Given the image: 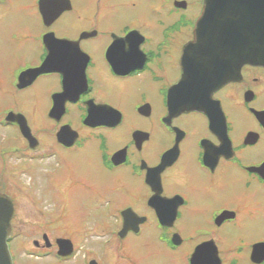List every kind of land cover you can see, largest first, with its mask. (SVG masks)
<instances>
[{"label": "flooded vegetation", "instance_id": "af4514ba", "mask_svg": "<svg viewBox=\"0 0 264 264\" xmlns=\"http://www.w3.org/2000/svg\"><path fill=\"white\" fill-rule=\"evenodd\" d=\"M26 8L39 27L25 22L21 31L30 30L22 39L33 62L2 75L7 90L0 75L8 246L23 233L16 196L29 193L16 180L39 169L59 193L113 207L71 237L58 219L41 221L40 238L20 249L29 263L119 264L133 244L182 264H264V68L243 65L231 80V63L185 59L202 0H31ZM5 47L1 39L0 54ZM94 174L104 180L87 179ZM58 240L71 244L68 257L57 255Z\"/></svg>", "mask_w": 264, "mask_h": 264}, {"label": "rangeland", "instance_id": "374dc122", "mask_svg": "<svg viewBox=\"0 0 264 264\" xmlns=\"http://www.w3.org/2000/svg\"><path fill=\"white\" fill-rule=\"evenodd\" d=\"M78 3L79 0H76ZM88 2V1H87ZM31 3V0H7V4L0 7V40H6L5 52L0 54V75L2 88L7 90L3 77L8 76L12 68L16 65H23L25 62H33V56L27 54L31 48L27 46L24 42L25 34L30 30L22 31L25 26V22L29 24L35 32L39 30V27L33 23L35 21V16H33L29 9L26 8ZM58 32H63L59 30ZM15 35L18 37L20 45L8 46L9 38ZM18 51L20 55H15L13 52ZM0 51L4 49L0 48ZM38 99L42 100V89H39ZM8 94V92H6ZM35 97L37 95V90L34 92ZM10 103V101L8 102ZM39 126H46V121L38 123ZM36 169L35 172H26L27 175L24 180L17 178L16 182L19 185H25L26 189L29 191H20L16 196L15 208H16V226L22 228V236L18 237L17 241L12 242L10 248V253L14 264H41L42 261H35L30 257L24 256L21 253V248H23L24 240L26 244L30 247L32 241H36L40 238V235L35 233L36 225L41 223H48V217L53 220H57L60 223L62 234L71 237L77 231H81L83 225L86 223L88 218H101L106 216L107 212L113 207L110 200H103L99 203H95L94 200L88 199L87 201L75 200L69 192L59 193L55 189L50 188V181L48 182L47 176L45 175V170ZM21 172V171H20ZM45 172V173H44ZM83 174L84 171L81 168H77V171ZM106 178V176H104ZM94 183H99L103 181L104 178L101 175L94 174L92 177H88ZM34 199L32 198V196ZM67 195L66 197L64 195ZM37 202V204L35 203ZM41 215L39 214V212ZM47 213V215H42ZM31 232H30V231ZM60 235V233L58 232ZM60 237V236H58ZM92 237H86L87 241H92ZM105 237L101 238L104 239ZM94 239V237H93ZM76 242L79 245L83 244L82 237L76 236ZM137 245H127L125 246L124 258L120 259L119 264H182L180 258L178 257H167L162 252L158 251L155 246H140ZM91 249V247L89 248ZM108 253V252H106ZM110 256L109 254H106ZM23 256L24 258H21ZM83 256V252L78 251L76 253V258L80 259ZM105 258V257H104ZM51 256L44 258L47 263L45 264H59L54 260L48 262ZM80 264L77 260L76 263Z\"/></svg>", "mask_w": 264, "mask_h": 264}, {"label": "water", "instance_id": "95a60500", "mask_svg": "<svg viewBox=\"0 0 264 264\" xmlns=\"http://www.w3.org/2000/svg\"><path fill=\"white\" fill-rule=\"evenodd\" d=\"M202 4L193 30L194 40L184 49L185 59L215 62L216 66L231 63V80L236 75L234 71L243 65L264 68V0H202ZM257 115L264 121L263 112ZM20 129L25 135L28 132L22 123ZM12 217L11 200L0 194V264H13L8 248ZM57 245L58 256L72 253L68 241L58 240Z\"/></svg>", "mask_w": 264, "mask_h": 264}]
</instances>
